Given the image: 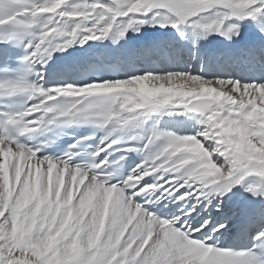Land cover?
<instances>
[{"label":"snow or ice","instance_id":"1","mask_svg":"<svg viewBox=\"0 0 264 264\" xmlns=\"http://www.w3.org/2000/svg\"><path fill=\"white\" fill-rule=\"evenodd\" d=\"M209 12L212 14L203 15ZM137 14L140 18H136ZM261 18L264 0H111L107 4L95 0L74 5L69 0H0V42L27 40L25 47L31 49L28 60L47 64L55 51L65 50L77 40L81 43L102 40L114 31L122 38L128 29L135 26L139 30V26L147 23L177 29L190 25L204 35L220 32L231 38L230 33L239 35L240 22L245 19L261 21L260 28L264 30ZM226 25L227 31H222ZM59 37H64V42L54 43ZM138 88L146 95L137 97V104L143 107L135 111L122 100L113 106L112 97L107 94L84 99L90 89L127 93ZM65 91L74 95L61 104L65 97L57 94ZM15 95L37 102L15 113H0L3 149L0 165L8 170V191L14 193L13 200L24 204L22 209L11 204L6 207L4 194L0 192V264H264V258L253 250L237 253L210 245L212 234L224 228V224L217 227L208 221L200 227H185L179 217L161 219L134 202L135 197L150 192L160 200L183 201L194 193L206 195L204 190L209 188L223 196L249 175L259 178V187L250 186L248 190L264 196V83L208 80L184 72L148 73L54 89H46L25 77L0 81V97ZM81 100L84 103H79ZM92 103L103 109L102 114L78 113V109ZM176 107L204 117L202 123L206 127L199 137L153 129L139 149L147 150L145 161L119 186L110 183V176L99 174L105 171L104 158L95 159L117 143L116 139L107 148L99 147L93 153V162L84 166H73L71 154L62 159L40 157L38 150L17 139V134L35 133L56 117H64L68 124L91 122L100 128L110 126L104 138L107 140L114 132L138 127L152 113ZM109 116L114 117L110 122ZM29 128L36 131L30 132ZM189 137L202 146L203 151L196 156L177 150ZM161 139L163 143L153 151ZM9 148L33 154L32 164L25 166L20 162L23 172L19 179H15L13 171L16 161L5 163ZM66 165L80 173L75 182L71 171L64 174ZM85 173L88 178L81 185ZM149 176L155 182L146 181ZM166 176H172L165 182L168 187L160 183ZM93 178L105 183L109 197L86 205ZM113 185L121 193H115ZM182 187L191 191L177 195ZM122 195L127 197L123 204ZM105 205L108 211L101 227ZM121 206L127 214L119 226H113L114 211ZM216 207L219 209L220 204ZM208 224L212 233L193 238L194 232L202 231ZM256 239L264 242V232Z\"/></svg>","mask_w":264,"mask_h":264},{"label":"bare ground","instance_id":"2","mask_svg":"<svg viewBox=\"0 0 264 264\" xmlns=\"http://www.w3.org/2000/svg\"><path fill=\"white\" fill-rule=\"evenodd\" d=\"M40 2H45V0H40ZM77 3H78V1H77ZM186 26H189V25H186ZM156 28L154 27L155 30L153 29V31H143V32L140 31L141 33L139 32V34L138 33L135 34L133 31L128 30L126 32L125 36L122 38L118 36V33L113 32V33L109 34L110 35L109 38L106 37L102 40L87 41V42H83V43H81L79 40H77L76 42H74L70 46H73L74 49L76 48V49L81 50V53H83V54H90L91 52H97L98 50H100V51L102 50L103 54H111L112 50H116V51L121 52V53H126L127 51L131 52V51H134V49H136L139 44L152 45L153 41H160L162 43L169 44L174 40L176 42L178 40H182V41H185L187 43L188 48H194L195 49L194 53L198 57H200L202 55L205 59H206V57H208L210 61L212 59H216V60L218 59V62L222 63L224 58H221L220 56L226 55V56L231 57L233 59L242 57L243 62L246 63V67L253 65V64H256L257 66L260 64L264 65V59L260 60L259 58L254 56V54L258 50L264 48V30L260 33H256L255 38L252 36L249 37L250 32L248 33V35L244 34L243 32H245L246 31L245 30V31H241L243 34H241L238 37L235 36V37L227 38L226 35H222L223 38H220L221 35L218 34L217 36L220 35V37H218L219 39H215L216 37L212 38V36L214 37V33H212V35L211 34L204 35L202 30H199L197 33L192 32L193 30L191 29V27H189V28L192 31H190L189 28H184L182 26L179 29L173 28L171 25L165 27L164 29H161V28L156 29ZM196 30H198V29H196ZM134 31H135V29H134ZM36 32L39 33V28H37ZM135 32H137V30ZM246 33H247V31H246ZM232 36H234V35H232ZM64 39L65 38L62 37L61 41H63ZM118 39H120V40H118ZM70 46H68V47H70ZM60 55H61V53H59V55L56 58H59ZM54 65H55L54 61L52 62L49 60H48L47 64H42L43 68L46 66L53 67ZM260 67L261 66H258L257 69H259ZM170 73H175V72H170ZM191 74H194V73H191ZM194 75H199V74H194ZM208 80H219V79L218 78L217 79L216 78H213V79L208 78ZM230 80H232V79H230ZM233 80H235V79L233 78ZM153 86L154 87L158 86V82L156 84H154ZM169 86H171V85H169ZM114 92H116L120 95V98L123 101L125 106L132 105V108L130 110L135 111V110H137V108L143 107V104H139V105L137 104V97H142V96H144L143 93H145L143 89H139V88L136 90H129V92H127V93H124L122 90H117V89H90L86 95H92V94H96V93L115 94ZM149 93H150V90H149ZM148 96L150 97V94H148ZM174 109H183V108L176 107ZM154 110L158 111L159 109H154ZM170 111H164L161 113L150 114L148 117L143 119V122L140 123L138 127L130 129L131 133L128 136L130 137L131 135L135 134L136 135L135 138L137 140H143L145 143H146L145 137L150 136V133L153 131V129H155L159 132L171 133L173 135L179 136V134H175L171 131H167L166 128L164 127V125H167V124H163V122L161 121L162 118L159 116V114H164V115L170 114L171 113ZM192 113L195 117L198 114V117L194 118L193 121H195V123H197V124L200 123V128L198 129V131L195 134L199 137V134L206 127V125L204 126V123H202V120L204 118L201 120V116H202L201 114L194 113V112H192ZM173 126H180L181 127V124L177 122ZM191 128H192L191 126H189L187 128L186 135H192V134H190V132L193 131V130H190ZM184 135L185 134H183L182 136H184ZM158 143L162 144L163 140L161 139L160 141H158L157 145H158ZM187 145H188L187 138H185L184 142L181 145H179L177 150L188 152V150L186 148ZM154 146L156 147V145H154ZM2 152H3V149L0 148V153H2ZM7 153H11V154L14 153V155H16L17 160L19 159L18 157H24V158L25 157L26 158L32 157L27 152H23L22 150H17L16 152H13L10 148L8 149ZM188 153H191V152H188ZM26 158H25V160H27ZM50 168H51V166L49 167V169ZM69 171L72 172V179L75 178L76 176L78 177L80 175L79 172L70 169L68 166H65L63 172L65 174H67ZM14 177H15V175H14ZM87 178H88L87 173H85L83 178L80 180V184H83L84 180H87ZM3 179L4 178H2V180ZM171 179L172 178H169L168 181ZM153 182H155V180ZM250 185L259 187V178L247 179V177H246V180L242 184L234 186L229 192L225 193L223 196L219 195L218 193L213 192L209 188V189L204 190L206 195H196L194 193L193 196L186 197L187 201H192V202H195L196 204H195V210L190 213L192 215V218L188 219L185 222V225H189L191 227V226H193L194 221L200 220L203 217V213L201 215L199 212V209L201 208L200 206L205 203V201L207 203H210V204L212 202L216 205L220 204V208L217 210V215H218L219 219H221L222 217L226 218V219L231 218L229 220L230 224L222 223L225 225V227L220 229V231L224 230V233L227 232V229L233 223V221L237 220V217L235 214V212L237 210H240V209L246 208V207H251L250 213H255L256 216H260V217L263 216L264 217V196L254 195L251 191L249 192L248 187ZM114 189H115V193H121V189H119V188H114ZM180 189L185 190V192L191 191V189H188L187 187H182ZM90 191L93 192V195L97 194V196L100 197L102 194H104V191H108V188L102 186L99 182H97L96 180L93 179V183H92ZM124 197L125 196L122 195L120 199H123ZM214 204L212 207H210V208H208V210H206L208 215L212 216V218H216L214 215V213H215ZM204 213H205V211H204ZM210 216L208 218H210ZM209 220H212V219L210 218ZM262 232H264V231H262Z\"/></svg>","mask_w":264,"mask_h":264},{"label":"rangeland","instance_id":"3","mask_svg":"<svg viewBox=\"0 0 264 264\" xmlns=\"http://www.w3.org/2000/svg\"><path fill=\"white\" fill-rule=\"evenodd\" d=\"M72 1V2H71ZM77 1H78V3H77ZM76 2V3H75ZM92 2H95V0H69V4L70 5H74V3L75 4H83V3H92ZM102 2L103 3H110L111 2V0H102ZM210 14H212L211 12H209V13H204L203 15H205V16H207V15H210ZM148 15H151V14H148ZM136 18H140V14H137V16H136ZM261 20H264V18H261ZM260 22L261 21H253L252 19H245L244 21H242V22H240V31H239V35H234V36H232V34L230 33V36L231 37H238V36H240L241 34H247L248 35V33H249V37L250 36H252V37H254L255 38V36H256V33H260V32H262L263 30H261V28H260ZM150 24V25H149ZM147 23V24H144V25H141V26H139V30H137V32H135L136 31V29H135V26L133 27L134 29H135V31H134V29L133 28H130V29H128V30H130V31H133L135 34H139V32L141 31V32H143V31H153V29H154V27L156 28H161V29H164L165 27H161L160 26V24L159 23H156V24H152V23ZM149 25V26H148ZM159 25V26H158ZM149 28H148V27ZM147 27V28H146ZM182 27H184V28H189V27H191V29L193 30H190V28H189V30L190 31H192V32H198L200 29H198V30H196L195 28H193L192 26H186V25H183ZM156 28V29H157ZM155 30V29H154ZM196 30V31H195ZM247 31V33H246V31ZM189 31V32H190ZM222 31H227V25L225 26V28L222 30ZM241 31H245V32H241ZM115 32V31H114ZM140 32V33H141ZM212 33H214V37L212 36V38H215V39H219L218 37H220V35H221V37L220 38H223L222 37V35L223 34H221L220 32H211V33H209V34H211L212 35ZM253 33V34H252ZM208 34V35H209ZM218 34H220L219 36H217ZM216 35V36H215ZM226 38V37H225ZM227 38H229L228 36H227ZM58 39H62V37H59ZM58 39L54 42V43H57L58 42ZM118 40H120V39H118ZM64 42V40L63 41H61L60 43H63ZM62 51H64V50H60V51H55L54 53H53V55H52V57H51V60H52V58L53 57H57L58 55H59V53H62ZM51 60H49V61H51ZM53 62V61H52ZM125 93V92H124ZM142 93V92H141ZM144 94V96L146 95V93H143ZM150 94V93H149ZM119 96V95H118ZM120 97V96H119ZM150 98V97H149ZM190 103V102H189ZM171 111H175V113L176 114H178L180 117H182V118H187L189 115H190V112L189 111H187L186 109H172ZM202 118H204L203 116H201V119ZM204 126H205V124H204ZM195 135V134H194ZM187 143H188V145L186 146V148H187V150H188V152H191L194 156H196L197 154H199L200 152H202L203 151V149H202V146H200L199 145V142L198 141H194V138H191V137H189V138H187ZM160 144L158 143V145H156V147L155 146H153V151H156L157 150V148H158V146H159ZM178 151H181V150H178ZM9 154V155H8ZM5 155H6V161H5V163L6 164H10V162L11 161H13V160H15V161H17L16 162V166L14 167V169H13V171H14V175H15V179H19V177H20V175L22 174V172H23V168L20 166V162L21 161H23V164L25 165V166H28V165H30V164H32L33 163V161H32V157H30V158H26L27 160H25V158L24 157H18L19 159L17 160V158H16V155H14V153H5ZM8 155V156H7ZM11 155V156H10ZM15 157V158H14ZM25 160V161H24ZM3 173H2V172ZM51 171H52V168H50L49 169V173H51ZM2 173V174H1ZM0 180L2 181H0V192H2L3 194H4V198H5V200H6V207L8 206V205H14L15 207H17L18 209H22L23 207H24V204H22L20 201H13V195H14V193L13 192H10V191H8V189H9V187H10V183H9V175H8V170L5 168V166H3V165H0ZM65 174V173H64ZM174 175V174H173ZM2 178H4L3 180H2ZM169 178H172V176H169ZM257 179L258 177H256L255 175H249L248 177H247V179ZM76 179H77V176L75 177V178H73L72 179V181L73 182H75L76 181ZM82 185V184H81ZM250 186H252V185H250ZM249 186V187H250ZM4 189V190H3ZM5 192V193H4ZM250 192V191H249ZM7 194V195H6ZM113 195H114V193H113ZM101 197H104V198H108L109 197V190L108 191H104V194H102L100 197L99 196H97V194L96 195H93V192L92 191H90V195H89V198H88V200L85 202V204L86 205H93L94 204V202L97 200V199H99V198H101ZM123 200V201H122ZM125 200H127V197L125 196L123 199H120V202L123 204L124 203V201ZM15 202V203H14ZM14 203V204H13ZM208 204V206L206 207V209H205V214H207V212H206V210H208V208H210V207H212L213 206V202L210 204V203H207ZM214 209H215V213H214V215H215V217H216V219H217V222H216V225H220V224H222V223H226V220L227 219H229V218H221V219H219V217H218V215H217V207H216V204H214ZM0 214H2V212H0ZM202 215V214H201ZM204 216V215H203ZM210 216V215H209ZM208 216V217H209ZM209 221H212V220H209ZM264 229V228H263ZM264 231V230H263Z\"/></svg>","mask_w":264,"mask_h":264},{"label":"clouds","instance_id":"4","mask_svg":"<svg viewBox=\"0 0 264 264\" xmlns=\"http://www.w3.org/2000/svg\"><path fill=\"white\" fill-rule=\"evenodd\" d=\"M213 167H215V165H213ZM107 211H108L107 205H105L104 208H103V211L101 213V217H100V225H101V227H103V218H104V216L107 215ZM126 214H127L126 210L122 206L118 207L114 211V214H113V217H112L113 226H119L123 222Z\"/></svg>","mask_w":264,"mask_h":264}]
</instances>
